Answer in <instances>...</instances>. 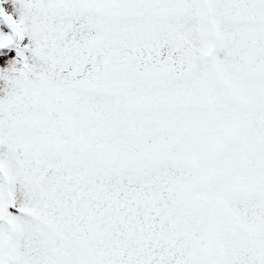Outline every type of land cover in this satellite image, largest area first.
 <instances>
[{
    "label": "snow or ice",
    "instance_id": "snow-or-ice-1",
    "mask_svg": "<svg viewBox=\"0 0 264 264\" xmlns=\"http://www.w3.org/2000/svg\"><path fill=\"white\" fill-rule=\"evenodd\" d=\"M0 264H264V0H0Z\"/></svg>",
    "mask_w": 264,
    "mask_h": 264
}]
</instances>
